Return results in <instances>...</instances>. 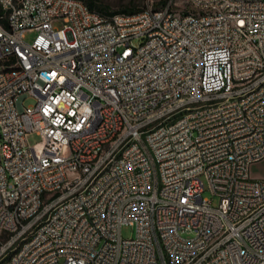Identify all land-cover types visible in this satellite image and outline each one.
I'll use <instances>...</instances> for the list:
<instances>
[{"label": "built area", "instance_id": "built-area-1", "mask_svg": "<svg viewBox=\"0 0 264 264\" xmlns=\"http://www.w3.org/2000/svg\"><path fill=\"white\" fill-rule=\"evenodd\" d=\"M263 158L264 0H0V264H264Z\"/></svg>", "mask_w": 264, "mask_h": 264}, {"label": "rangeland", "instance_id": "rangeland-1", "mask_svg": "<svg viewBox=\"0 0 264 264\" xmlns=\"http://www.w3.org/2000/svg\"><path fill=\"white\" fill-rule=\"evenodd\" d=\"M102 1L101 3H108L109 7H110V10H119L121 9L122 7L125 6V4L128 2V0H100ZM136 2V6H141L143 4L146 3L147 0H134ZM150 3L153 5V6H159L160 5V1L161 0H149ZM181 6L183 7H187L188 6V3L187 2H182L180 3ZM115 15V14H113ZM64 24L62 18H55L53 20V25L56 26V27H62ZM36 32L35 31H28L26 33V40H29L31 41L34 36H35ZM139 39L136 38L135 39V42L138 43ZM35 102V98L33 96H26L23 98V104L24 106H27L29 104H32ZM29 142L31 144H34L36 141H38L40 139V136L36 133H32L29 135ZM250 175L251 177H264V158L259 160V161H256V162H253L250 166ZM203 196L205 197H208L210 199H212V203L213 205H217L219 203V200H220V197L219 195L217 194H213L208 188L207 186L205 185V190L203 191ZM121 233H122V236L123 237H132L136 234V228L134 225H131V224H124L122 225L121 227ZM183 236H186V237H189V236H193L194 233L193 232H183L182 233Z\"/></svg>", "mask_w": 264, "mask_h": 264}, {"label": "bare ground", "instance_id": "bare-ground-1", "mask_svg": "<svg viewBox=\"0 0 264 264\" xmlns=\"http://www.w3.org/2000/svg\"><path fill=\"white\" fill-rule=\"evenodd\" d=\"M134 15H144L143 10L134 13ZM215 98H223V91H215ZM170 125V118H163L156 121L155 124L149 125V132H156L158 130L166 129ZM114 142H118V134H111L110 141L101 143L96 150V157H104L110 149L114 148ZM109 164H120V157H109ZM257 208H247V216H256ZM156 264H164V256L156 257Z\"/></svg>", "mask_w": 264, "mask_h": 264}, {"label": "trees", "instance_id": "trees-1", "mask_svg": "<svg viewBox=\"0 0 264 264\" xmlns=\"http://www.w3.org/2000/svg\"><path fill=\"white\" fill-rule=\"evenodd\" d=\"M87 5L91 8V9H95L98 10L99 12H101L104 15H113L115 13H119V12H123V13H136L139 12L141 10H143V8L145 7L146 3L141 5V6H136V2L134 0H128V2L125 4L124 7H122L119 10H110V7L108 5V3L104 2L101 3L102 1L100 0H84Z\"/></svg>", "mask_w": 264, "mask_h": 264}]
</instances>
